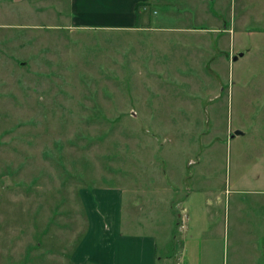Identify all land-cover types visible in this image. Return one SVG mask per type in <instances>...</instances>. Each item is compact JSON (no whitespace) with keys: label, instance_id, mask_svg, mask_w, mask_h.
<instances>
[{"label":"rangeland","instance_id":"rangeland-1","mask_svg":"<svg viewBox=\"0 0 264 264\" xmlns=\"http://www.w3.org/2000/svg\"><path fill=\"white\" fill-rule=\"evenodd\" d=\"M175 1L93 30L68 0H0V264H79L93 189L160 258L203 203V264H264V0Z\"/></svg>","mask_w":264,"mask_h":264},{"label":"crops","instance_id":"crops-1","mask_svg":"<svg viewBox=\"0 0 264 264\" xmlns=\"http://www.w3.org/2000/svg\"><path fill=\"white\" fill-rule=\"evenodd\" d=\"M206 1L208 0H199L197 6L199 11L204 7L206 9ZM68 4L67 11H72L76 17L74 24L72 23L76 27L93 30H127L135 29L139 21L148 22L149 14L154 11V8L165 6L168 11L170 8L166 6H173L176 1L68 0ZM144 15L147 16L144 17ZM137 190L131 189L132 194L128 198L133 219L134 210L138 207ZM81 201L87 216L88 227L72 257L79 264L85 262L92 264H203L204 255L209 259V256L213 254L212 246L208 245L204 249L209 240L215 239L207 236L208 233H212V230L207 223L209 211L205 209L203 203L200 207L189 206L182 209L183 213H186L189 234L185 237L181 236L179 248L172 257L166 254L164 258H160L157 237L153 234L133 232L135 227L131 223L124 227L121 192L110 189L85 190L81 192ZM144 205L147 208L152 207L150 203L145 202ZM153 229L159 231V228ZM214 234H218V231L212 235Z\"/></svg>","mask_w":264,"mask_h":264},{"label":"water","instance_id":"water-1","mask_svg":"<svg viewBox=\"0 0 264 264\" xmlns=\"http://www.w3.org/2000/svg\"><path fill=\"white\" fill-rule=\"evenodd\" d=\"M245 55V52H239V53H237L233 58H232V61H237L239 58H242L243 56ZM242 133L241 132H239V131H235L234 133H233V135H232V137H234V136H239V135H241Z\"/></svg>","mask_w":264,"mask_h":264}]
</instances>
